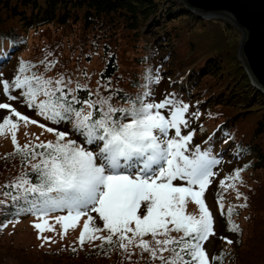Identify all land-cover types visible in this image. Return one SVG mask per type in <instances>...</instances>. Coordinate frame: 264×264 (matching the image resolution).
Returning a JSON list of instances; mask_svg holds the SVG:
<instances>
[{
  "label": "snow or ice",
  "instance_id": "6c2138e0",
  "mask_svg": "<svg viewBox=\"0 0 264 264\" xmlns=\"http://www.w3.org/2000/svg\"><path fill=\"white\" fill-rule=\"evenodd\" d=\"M10 56L11 51L4 52L0 63ZM52 56L46 51L39 61L43 71L32 61L19 60L11 81L0 73V90L8 101L22 97L37 116L52 124L71 125L69 131H59L23 115L10 103H0V109L9 112L0 121V136L10 134L13 145V152L4 160L19 157L21 165L16 176L0 184V195L5 197L0 199V208L11 211L13 217L31 214L41 221L32 226L38 232L37 239L45 243L51 242V237L42 234L55 232L47 217L64 212L66 215L54 218L61 226V239L86 217L77 239L81 248L86 242L99 240L97 247L104 255L118 250L129 262L138 250L144 264H223V252L210 257L204 246L215 235L214 215L205 193L221 160L213 155L209 144L212 136L204 142L209 146L202 149L200 145L192 147L195 130L182 133L189 128V105L172 93L155 101L152 86L161 80L159 69H145L144 83L133 85L142 91L135 94L111 90L110 80L104 84L98 80L92 90L67 72L48 76L58 63L49 59ZM77 71L90 79L87 71ZM101 88L109 94H102ZM13 91H19L20 97L12 95ZM82 91L87 92V98L79 96ZM191 115L199 117L198 112ZM21 122L37 125L54 134L55 140L42 141L34 135L36 142L19 144ZM72 133L82 142L70 138ZM240 151L237 145L235 154ZM247 167L226 175L220 187L236 190V182L243 183L241 172ZM215 195L227 230L239 233L232 216L238 214L237 207L247 204L229 205L225 212L223 196L219 192ZM242 195L236 190L237 199ZM189 204L197 211L189 212ZM92 213L98 215L102 227L97 226ZM8 222L0 224V229ZM221 239L233 243L226 237Z\"/></svg>",
  "mask_w": 264,
  "mask_h": 264
},
{
  "label": "rangeland",
  "instance_id": "374dc122",
  "mask_svg": "<svg viewBox=\"0 0 264 264\" xmlns=\"http://www.w3.org/2000/svg\"><path fill=\"white\" fill-rule=\"evenodd\" d=\"M159 9L156 16L149 17V19L142 24L140 29V33L143 34L145 38L151 40L155 38L153 41L155 46L152 48V57L150 58L151 61L145 66L153 70L159 69L160 71L161 80L159 84L152 86L154 99L159 102L165 95L169 93L173 94L172 91H169L170 87L177 92V95H174L183 103L189 105V112L186 114V118L189 120V128L182 129V133L187 134V131L195 130L192 147L200 145L201 148L204 149L210 144L213 155L221 160V163L213 169L217 175L213 178L212 184L205 193V202L214 215L215 231V235L210 237L209 241L205 242V250L210 257L213 254H220L221 252H223V254H229L228 251L235 249L237 242H239V238H241L240 251L247 250V248L250 247L254 252L255 248H259L260 245L264 243V225L258 224L255 233V228L253 229V223L251 217L249 219V215L252 206H254L255 212H258V217H264V196L262 197L261 195V192H264V168L260 169V171L246 170L241 172V180L243 183L236 182V190L243 194L239 199L236 198V190L220 187V180L224 179L226 175L232 174L237 168H244V161L247 157L243 156L242 153L238 155L235 154L238 139L226 137L224 129L215 127L213 124L217 122L214 117L215 112L209 107L215 106L218 101H222L223 94H219V92L224 89V106L220 105L221 109L219 107L218 109L227 112L228 115L232 117L231 120L239 118L237 122H239L242 127L241 131H248L245 136L246 140L255 127V121L264 118V104H260V102L257 101V96L253 93V88L255 90L257 89L253 85L252 79L242 65L239 57L238 48L241 34L232 23L202 16L199 15L198 12L192 11V9H187V4L184 0H165L164 3L160 5ZM170 27H172L171 31ZM172 32L178 35L176 36V41H172V37L170 36V41L165 42L162 34L166 33L167 35ZM53 34L52 28L46 29L45 27L44 31H30L22 46L16 51L17 55L14 56L15 51H12L10 58L4 63H0V73L3 74V79L9 81L13 79L19 60L32 61L35 64L43 59L44 53L41 48L42 43L44 38ZM158 34L160 36H158ZM129 38H131V36L126 34L117 37L119 46L117 52L120 56L122 69L125 70L121 72L126 75L131 72V58L139 55L137 51L132 49V40L130 41ZM63 42L64 51L62 46L60 58H62V56H69L71 54V52L69 53V49L73 45V42L69 38H65L62 43ZM138 43L139 45L142 44V42ZM161 44H164V46H161ZM197 48L203 51L206 56L207 53L210 54L211 51L218 53L216 57L220 58L221 65L223 66L221 71L222 74L219 77H205L202 79L207 82V85H211L212 88L217 90L216 96L211 95L206 99L195 90L197 85L192 78L193 75H195L196 78H200L196 67L202 66L203 60L206 58L205 55L202 57L191 56L193 54L200 55ZM123 49L124 51L126 50V52H123ZM169 50L173 51V56L170 57L171 62L167 63L164 53H169ZM5 51L8 52L7 50ZM76 55L77 51L73 50L71 59L68 62V66L73 71V80L87 83L89 87L94 88L97 82L98 71L104 68L103 64L96 58L92 61H85L90 55L87 50L84 55H79L80 58H77L78 55ZM77 62L78 68L76 67ZM77 69L87 71L90 79H86L80 72L75 73ZM193 69L194 71L192 72ZM224 82L229 84L228 88L231 87L230 91L228 88H224ZM248 83L249 86H247ZM233 91L237 92L236 97L232 95ZM12 95L20 97V92L13 91ZM236 100L238 102H236ZM5 102L10 103L12 107L16 108L23 115H27L31 119L45 124L47 127H53L59 131H69L70 129L69 124L61 123L56 125L37 116L34 109H29L23 103L22 97L15 101H8L6 97H4L2 90H0V103ZM247 109L251 111L248 112L247 115L240 113ZM193 112H198L199 117H192L191 114ZM8 114V110L0 109V121ZM12 119L15 120L16 118L12 117ZM201 126L203 127V131L200 130ZM25 133H28V135H25ZM34 135L39 136L42 141L55 140L54 134L44 131L37 125L29 124L25 126L23 122L20 123L17 131V140L19 144L23 145L29 140L34 141ZM210 136H212L213 139L209 141V144H205L204 142L208 141ZM239 137H243V135L239 133ZM70 138L82 142V139L74 133L70 135ZM226 140L227 143H225ZM259 141L264 151V133L256 139V142ZM11 152H13L11 135L6 134L0 136V155ZM254 171L259 174L262 181L255 188L253 202L250 205V212L248 210L249 207L242 208L235 220L240 228L239 233L229 232L227 230L225 218L221 216L219 206L216 203L215 194L219 192L223 196L225 212L229 205L238 206L244 204V197H247V188L251 184L250 178L253 176L252 172ZM258 200L260 202V209L257 207L259 203L256 201ZM261 206H263V208H261ZM6 211L8 210L6 209ZM188 211L196 212V206L194 204H189ZM61 215H66V213L54 212L47 217L48 223L55 227V232L45 231L42 234L45 237H51V242L47 243L41 239H37L38 232L32 225L34 222L41 221L36 220L33 215L30 214L26 219H22L17 223L7 221V227L0 229V264H23V262H26V264H53L51 258L53 254L61 255L62 251H67L73 247H80L77 243V239L83 227V220L86 219V217L81 218L75 229H68L63 239H61V226L54 219L56 216ZM92 215L96 217L95 222L97 226L102 227L103 222L99 220L98 215L95 213H92ZM13 219L17 220V218H12L11 220ZM261 232L263 234L260 238ZM221 237H226L232 240L233 243L228 244L225 240H222ZM96 243H100V241L96 240L91 242V244L94 245ZM18 249H22L23 252L28 253L26 258L24 254L17 251ZM41 251H47L49 257L43 256L41 254L43 252ZM250 257L251 250L246 258ZM23 259H25V261H23ZM262 260L261 263L264 264V259ZM61 261L60 264H62ZM244 264H246V262Z\"/></svg>",
  "mask_w": 264,
  "mask_h": 264
},
{
  "label": "trees",
  "instance_id": "16d2710c",
  "mask_svg": "<svg viewBox=\"0 0 264 264\" xmlns=\"http://www.w3.org/2000/svg\"><path fill=\"white\" fill-rule=\"evenodd\" d=\"M164 1L165 0H0V58L3 57V53L6 52L5 50L8 52L11 51V53L15 51L14 56H16V51L22 46L30 31H44V27L46 29L52 28L54 34L44 38L41 46L44 54L46 51H51L53 53V56L49 57V59L55 58L58 61L56 66L47 73L48 76L54 77L62 72H67L73 76V71L68 66L73 50L77 51V58H80L79 55H84L87 50L90 55L85 61H92L96 58L104 66L103 69L98 71L97 81L99 80L101 84H104L110 80L111 90L122 89L126 93L135 94L142 91V89L134 87L133 85L144 83L143 73L146 68H149L145 66L151 61L152 48L155 46L153 44L155 38L152 40L145 38L143 34L140 33V29L142 24H144L149 17L156 16L160 10V5L164 3ZM171 29L172 27H170V31ZM122 34L131 36V38H129L130 41L132 40L131 47L139 54L131 58V72L127 75L121 72L125 70L122 69L120 56L117 52L119 48L117 37ZM158 36L160 35L158 34ZM170 36L172 37V41H176V36L178 35L174 32L167 35L166 33L162 34L165 42L170 41ZM65 38H69L73 42V45L69 49V53L71 52V54L60 58L62 46L64 51V42L62 43V41ZM138 42H142V44L139 45ZM161 46H164V44H161ZM197 51H199L200 55L193 54L191 56H206V54L198 48ZM123 52H126V50L124 51L123 49ZM172 52L173 51L169 50V53H164L167 63L171 62L170 57L173 56ZM216 56H218V53L214 51H211L210 54L207 53L206 58L203 60V65L196 67L200 78H196L195 75L192 77L197 85L195 90L199 92V95L204 96L205 99L211 95H217V90L212 88L211 85H207V82L202 80L205 77L213 78L215 76V78H217L222 74L221 71L223 66L221 65V60ZM35 64L38 65L39 71H43V65H40L39 62ZM76 67L78 68V62ZM193 71L194 69L192 72ZM77 72L78 71L75 73ZM228 86L229 84L224 82V88H228ZM247 86H249V83ZM89 88L95 90L97 88V82L94 88ZM228 90L230 91L231 87L228 88ZM100 91L104 95L109 94L104 88H101ZM169 91L177 95V92L171 87ZM221 93L223 94L222 101H218L215 106H209L215 112L214 117L217 120V122L213 124L215 127L224 129L225 133L229 134L226 137L238 139L237 145L240 146V153L247 157L243 166L248 165V167L245 168L244 171H260V169L264 168V151L260 146V141L256 142V139L264 133V118L255 121V127L246 140L245 136L248 131H241L242 127L240 123L237 122L239 118L231 120L232 117L229 116L227 112L220 110V105L224 106V89L219 92V94ZM236 93V91H233L232 95L236 97ZM253 93L257 96V101H259L260 104H264V94L254 88ZM79 96L81 98H87V92L82 91L79 93ZM236 102L238 101L236 100ZM77 107H80V105ZM218 107L220 109H218ZM248 112H251L250 109L243 110L240 113L247 115ZM239 133H241L243 137H239ZM5 155L6 154L0 155V184L8 182L21 171L19 157H10L5 161ZM252 173L253 176L250 178L251 184L247 188V200L245 201L247 207H249V212L250 205L253 202L255 188L262 181L258 173L255 171ZM261 195L262 197L264 196L263 191ZM0 199H5V197L0 195ZM256 202L259 203L258 206H256L260 209L259 200ZM261 208H263V206H261ZM241 210L242 208H236L238 214L232 216L234 221ZM29 215L30 214H21L18 217H13L11 211L0 208V224L6 223L12 218H17L18 221H21L22 219H26ZM250 217L253 223V229L255 228L256 233V226H258V224L264 225V217H258V212H255L254 206H252L249 219ZM262 234L261 232L260 238ZM240 242L241 238H239V242H237L235 249L228 251L229 254H224V264H241V262L242 264L245 262L246 264H263L261 261L264 259V243L260 245L259 248H255L253 252V249L250 247L247 248V250L240 251ZM100 243L94 245L86 242L83 248L73 247L76 251H73V248H71L67 251H62L61 255L53 254L51 256L52 263L60 264L62 259V264H137L138 261L139 264H144V261L140 259L138 250H136V254L132 255L131 262H129L124 259V256L118 250L104 255L97 247ZM105 247L107 248V245H105ZM250 250L251 257L246 258ZM17 251L24 254L26 258L27 252H23L22 249H18ZM41 252H43L41 253L43 256L49 257L47 251ZM144 257L146 260L147 254H144ZM23 261H25V259H23ZM23 264H26V262H23Z\"/></svg>",
  "mask_w": 264,
  "mask_h": 264
},
{
  "label": "water",
  "instance_id": "95a60500",
  "mask_svg": "<svg viewBox=\"0 0 264 264\" xmlns=\"http://www.w3.org/2000/svg\"><path fill=\"white\" fill-rule=\"evenodd\" d=\"M199 15L232 23L240 32L238 53L253 85L264 93V0H184Z\"/></svg>",
  "mask_w": 264,
  "mask_h": 264
}]
</instances>
